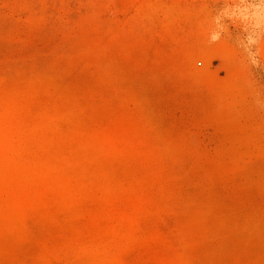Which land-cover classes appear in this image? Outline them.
<instances>
[{
  "label": "rangeland",
  "instance_id": "374dc122",
  "mask_svg": "<svg viewBox=\"0 0 264 264\" xmlns=\"http://www.w3.org/2000/svg\"><path fill=\"white\" fill-rule=\"evenodd\" d=\"M0 264H264V0H0Z\"/></svg>",
  "mask_w": 264,
  "mask_h": 264
}]
</instances>
